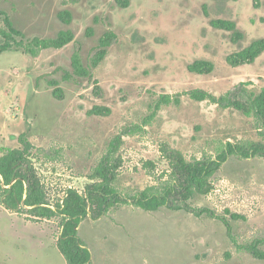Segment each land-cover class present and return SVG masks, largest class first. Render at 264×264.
Here are the masks:
<instances>
[{"label":"rangeland","instance_id":"rangeland-1","mask_svg":"<svg viewBox=\"0 0 264 264\" xmlns=\"http://www.w3.org/2000/svg\"><path fill=\"white\" fill-rule=\"evenodd\" d=\"M62 10L71 12L69 24L58 17ZM0 11L27 39L54 37L66 28L74 33L63 48L45 49L35 58L21 51L0 54V154L16 147L25 133L51 201L67 187L82 191L118 136L114 157L121 166L114 184L129 194L159 191L170 181L161 143L189 160L215 155L226 141L264 143V128L253 114L186 94L203 89L220 96L240 83L254 92L264 86V51L251 64L226 62L231 52L264 37V0H130L125 8L114 0H0ZM211 18L234 21L243 39L232 43L229 31L210 26ZM107 30L116 38L91 79L64 80V71H72V52L78 49L89 65ZM194 59H209L215 68L191 73L186 66ZM49 80L59 82L61 99L52 94ZM163 94H179L180 103L156 107ZM96 105L110 113L87 114ZM132 127L138 128L129 131ZM212 183L209 193L195 194L189 204L229 218V232L206 215L119 205L79 226L91 264H264L245 249L264 238V159L232 156ZM227 211L243 217L233 220ZM58 232L57 217L32 221L0 204V264H66L56 246Z\"/></svg>","mask_w":264,"mask_h":264},{"label":"trees","instance_id":"trees-1","mask_svg":"<svg viewBox=\"0 0 264 264\" xmlns=\"http://www.w3.org/2000/svg\"><path fill=\"white\" fill-rule=\"evenodd\" d=\"M122 8L129 5L130 0H114ZM255 1V0H254ZM257 4L254 3V6ZM3 15L4 25H0V54L9 51H21L32 58L37 57L45 49H61L74 39L70 28L59 30L54 37L33 36L30 39L16 29L9 15ZM206 17L208 12L204 11ZM58 17L66 24L71 22V12L62 10ZM209 24L215 29L229 31L230 40L237 43L243 39L244 34L237 29L236 23L228 19L211 18ZM91 34V27L87 28ZM116 34L112 30L105 31L99 38L96 49L90 57L89 65H84L79 50L71 54L72 71H64L63 79L92 77V68L97 67L108 53V47L115 40ZM264 51V37L255 39L241 50L231 52L226 56V62L237 67L251 64ZM187 70L196 74H210L214 62L209 59H194L186 66ZM54 97L62 98V88L57 80H49ZM244 83L232 91L216 96L203 89L186 91L189 97L196 101L207 100L222 108H234L244 114H253L264 128V86L259 91L243 89ZM94 89L100 90L95 82ZM244 91L245 93H243ZM179 104L180 95L163 94L160 96L156 107L168 104ZM110 109L105 106H94L87 111L89 115H107ZM132 127L129 131H136ZM120 144V136L109 143L108 152L99 160L89 174L90 182L84 189L78 190L67 187L63 195L56 201H51L46 193L45 186L33 161V145L25 133L18 136V145L13 148H2L0 154V204L9 212L25 215L32 221L42 219L50 220L59 218V232L56 246L64 256L66 264H91L92 253L85 240L78 234L81 222L89 217L97 220L107 214L110 209L124 204H130L146 211H155L166 207L172 210H185L195 216L206 215L219 219L229 232L231 224L229 218L218 215L214 211L202 207L195 208L189 200L195 194L205 195L213 189L212 176L232 156L240 159L261 157L264 159V143H236L226 141L223 148L213 156L187 159L184 154L167 143H161L160 152L167 161L170 172V181L159 191H142L129 194L119 190L114 182L121 166V159L114 157ZM229 212V211H227ZM230 218L237 220L243 216L229 212ZM259 246H264V238L256 239L245 246L254 257L264 258V251Z\"/></svg>","mask_w":264,"mask_h":264}]
</instances>
